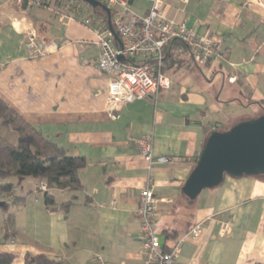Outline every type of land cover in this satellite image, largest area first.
Listing matches in <instances>:
<instances>
[{
  "label": "crops",
  "instance_id": "1",
  "mask_svg": "<svg viewBox=\"0 0 264 264\" xmlns=\"http://www.w3.org/2000/svg\"><path fill=\"white\" fill-rule=\"evenodd\" d=\"M40 1L22 7L19 0H0V100L86 165L79 171L80 191L50 192L54 210L31 200L40 186L36 179L18 182L24 186L21 192L15 188L14 197L25 196L22 204L1 196L3 207L12 205V221L0 231V253L13 254L11 264H25L26 254L55 264H89L96 255L110 264H140L136 211L150 174L159 201L155 231L176 235L168 246L197 223L202 226L174 264L264 263V178L227 177L195 200L181 191L206 128L264 114V0L170 1L166 17L220 39L223 53L185 70L203 85L174 87L170 81L156 99L123 105L117 119L106 114L108 78L97 70L96 36L72 11L81 5L83 17L95 15L80 1L71 0L74 7H63L70 0ZM131 5L139 14L149 8L146 0ZM96 18L107 28L104 18ZM147 135L156 157L176 161L155 164L149 172L134 143ZM65 203L71 204L65 209Z\"/></svg>",
  "mask_w": 264,
  "mask_h": 264
},
{
  "label": "built area",
  "instance_id": "2",
  "mask_svg": "<svg viewBox=\"0 0 264 264\" xmlns=\"http://www.w3.org/2000/svg\"><path fill=\"white\" fill-rule=\"evenodd\" d=\"M99 1L113 11L111 24L121 46L114 45L112 35L107 28L99 25V20L95 16L83 17L80 6L73 9L72 16L74 18L82 16L81 24L91 29L96 36V44L100 49L97 70L108 78L105 107L109 119H117L123 105L146 98L156 99L161 91L170 88V80L163 72L167 45L171 47L174 42L181 43L195 64H204L223 53L220 39L212 34L197 35L187 29L184 23L166 17L165 7L173 0H146L149 2V8L145 14L135 12L131 0ZM37 2L27 0L28 4ZM28 47L30 53L35 52L36 45L32 38ZM181 52V49H177L174 54L179 55ZM134 143L140 156L147 163L149 172L155 164L167 165L176 161L173 157H156L153 154L151 135L137 139ZM45 189V185L40 186L41 191ZM154 189L155 185L148 174L146 185L138 196L139 208L136 211L140 224L142 251L140 264H174L185 243L199 238L202 226L197 223L177 239L168 251H163L164 238L153 226L159 202ZM89 264L110 263L96 255Z\"/></svg>",
  "mask_w": 264,
  "mask_h": 264
},
{
  "label": "trees",
  "instance_id": "3",
  "mask_svg": "<svg viewBox=\"0 0 264 264\" xmlns=\"http://www.w3.org/2000/svg\"><path fill=\"white\" fill-rule=\"evenodd\" d=\"M36 1L39 2L40 0ZM76 2L79 3V1ZM81 3L87 6L96 17L106 18V14L102 8L96 7L92 9L87 4ZM26 5H28L27 0L21 2L22 7ZM110 12L112 16L113 11L110 10ZM177 49L182 50L179 55L174 54V51ZM165 54V64L163 67V72L165 73H176L181 70L190 71L194 69V65H198L193 62L191 56L181 43L174 42L171 47L167 45ZM1 126L8 127L15 132L18 136V143L16 145L12 144L0 134V180L4 181L11 177L19 180L26 178L36 179L39 184L46 187L42 191L43 204L49 210H54L55 206L54 197L50 193L52 190L74 193L81 190L79 171L86 165L83 158L68 156L62 148L47 140L39 130L26 123L11 107L0 100ZM230 127H216L215 130L223 132ZM205 131L208 136L211 128H206ZM196 162L197 157L194 160V167ZM227 177L225 176V178ZM259 178H264V176H260ZM14 190L15 186L11 182L0 183L1 196H12L14 199L13 204H22L21 202L25 200V196L20 198L14 197ZM36 190H40V186ZM70 204L65 203L61 207L66 209ZM161 236L165 242L163 251H168L169 246L167 242L176 238V235L174 232L165 231ZM13 259V254L0 253V264H11ZM25 264H55V262L45 256L26 254Z\"/></svg>",
  "mask_w": 264,
  "mask_h": 264
},
{
  "label": "water",
  "instance_id": "4",
  "mask_svg": "<svg viewBox=\"0 0 264 264\" xmlns=\"http://www.w3.org/2000/svg\"><path fill=\"white\" fill-rule=\"evenodd\" d=\"M92 9L102 8L106 25L114 41L121 42L111 24L110 9L99 0H76ZM230 178L264 176V114L239 121L227 130L209 132L181 191L195 200L203 190L219 187ZM163 239L161 244L163 245Z\"/></svg>",
  "mask_w": 264,
  "mask_h": 264
},
{
  "label": "rangeland",
  "instance_id": "5",
  "mask_svg": "<svg viewBox=\"0 0 264 264\" xmlns=\"http://www.w3.org/2000/svg\"><path fill=\"white\" fill-rule=\"evenodd\" d=\"M76 5L77 4L74 2L68 1V2H65L63 4V7H65V6L74 7ZM83 7L86 8L87 6L86 7L83 6ZM166 76L171 81V83L174 87H176V84H185V83H188L189 85L190 84H192V85L193 84L203 85L202 82H200L198 80V78H197L198 75H196V74L195 75H189L187 72H185V70H181V71H178L176 73H173V72L169 73L168 72V73H166ZM0 134L2 136H4L9 142H11L14 145H16L18 143V136L10 128L1 126L0 127ZM20 181H22V180H19L15 177H11V178L5 179L4 181L0 180V183L11 182L15 186V188L17 187L19 192H21L20 188H21V186H24V183L18 184V182H20ZM41 185L42 184H40V186ZM208 190H210V189H208ZM203 191H206V190H203ZM31 195H32L31 200L37 198L39 205L43 204L42 191L35 190L34 193H31L29 196H31ZM3 197H5V196H3ZM3 197H1V195H0V231H2V228L4 229V227L8 228L9 225L11 224V221H12V215L9 214V212L11 211L10 209H11L12 205H9V208L3 207L2 206L3 199H4Z\"/></svg>",
  "mask_w": 264,
  "mask_h": 264
}]
</instances>
